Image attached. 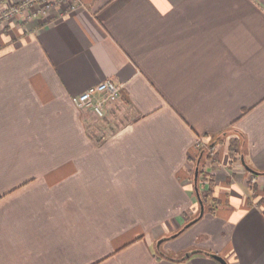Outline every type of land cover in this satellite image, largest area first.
<instances>
[{"label": "crops", "instance_id": "0c3cea01", "mask_svg": "<svg viewBox=\"0 0 264 264\" xmlns=\"http://www.w3.org/2000/svg\"><path fill=\"white\" fill-rule=\"evenodd\" d=\"M64 7L0 25V264H264V0ZM109 79L103 117L76 106ZM230 128L172 260L158 241L202 209L197 140Z\"/></svg>", "mask_w": 264, "mask_h": 264}, {"label": "built area", "instance_id": "2783aa9c", "mask_svg": "<svg viewBox=\"0 0 264 264\" xmlns=\"http://www.w3.org/2000/svg\"><path fill=\"white\" fill-rule=\"evenodd\" d=\"M59 1V0H58ZM63 1V0H60ZM69 1V0H67ZM69 6L74 10L78 5V0H70ZM3 3V5H1ZM27 4H37L39 6L38 12H32L33 16H44L49 9L56 7V0H25L23 4L17 5H6L5 1H0V7L2 12L0 13V25L10 20L19 12L24 13L28 8ZM45 4V5H44ZM33 18L32 16L29 17ZM124 85L117 83L111 79L106 80L97 85L91 86L89 89L74 97V103L78 108L81 109H91L97 115L103 117L105 115L106 106L111 101H116L121 97ZM205 142L203 139L199 138L196 143V150L199 147H203ZM206 146V145H205ZM200 150V149H199Z\"/></svg>", "mask_w": 264, "mask_h": 264}, {"label": "rangeland", "instance_id": "374dc122", "mask_svg": "<svg viewBox=\"0 0 264 264\" xmlns=\"http://www.w3.org/2000/svg\"><path fill=\"white\" fill-rule=\"evenodd\" d=\"M0 1H2V0H0ZM5 1V4L6 5H17V4H23V2L25 1V0H4ZM57 1V5H56V7H53V8H51V9H49L48 10V12L47 13H45L44 14V16H33L32 15V12L34 13V12H38L37 10H38V8H39V6L37 5V4H32L33 6H31V4H27V8H28V10H26L24 13H21V12H19L18 14H16L14 17H12L10 20H7L6 21V23H9V21H12V20H15L16 18L17 19H22V18H24V19H26V21H32L31 19H40V21H42V23H44V22H46V21H48L49 19H50V17H51V15H52V13L53 12H55V11H57L58 9L60 10V9H64L65 7L64 6H67V5H69V3H71V1L69 0V1H67V0H63V1H58V0H56ZM1 5H3V3L1 4ZM45 5V4H44ZM2 12V9H1V7H0V13ZM30 16H32L33 18H29ZM5 23V22H4ZM99 123H100V121H99ZM203 150V151H207L208 149H209V147L206 145H204L203 147H199V148H197V152H196V154H198L199 152H200V150ZM208 152V151H207ZM206 163V162H205ZM202 164V163H201ZM203 165H204V163H203ZM201 166V165H200ZM204 167V166H203ZM200 187V186H199ZM196 225V224H195ZM191 226L190 228H188L187 230H185L184 232H182L181 234H179L177 237H175V238H171L170 240H168L167 242H166V245L168 244V243H171V245H172V248H175V247H179V245L181 244V242H184L183 240L184 239H188L189 237H191L190 239H192V237L194 236V235H196L198 232H200L199 231V229H200V227H202V224H198L197 226ZM172 236V235H171ZM161 240V239H160ZM163 244H161V246H162ZM203 245V244H202ZM157 249H158V251H160L161 250V248H163V246L160 248V247H158L159 245H158V243H157ZM158 253V252H157ZM167 253H171V252H167ZM190 252H186L185 253V256L186 255H188ZM178 254V255H177ZM177 254H175V255H177V256H181V257H184V252L182 253H177ZM187 257V256H186Z\"/></svg>", "mask_w": 264, "mask_h": 264}, {"label": "trees", "instance_id": "16d2710c", "mask_svg": "<svg viewBox=\"0 0 264 264\" xmlns=\"http://www.w3.org/2000/svg\"><path fill=\"white\" fill-rule=\"evenodd\" d=\"M232 132H236L235 130H233V129H228V130H226L225 132H223V133H221V134H219L218 136H216L215 137V139H212L211 140V142H210V144H209V148H212L211 147V145L215 142V144H217L219 141H221L225 136H227L228 134H230V133H232ZM241 138H237L236 140H235V142H234V144H233V148L231 149V152H232V154L235 156V155H237V153L238 154H240V156L242 155V143H243V139L242 140H240ZM241 141V142H240ZM204 150V149H203ZM203 150H200V152L196 155V162H197V160H198V158H199V156H200V154H201V152L203 151ZM205 157H208V153H207V151H204V155H203V157H202V164H201V166H200V175H199V183H200V181L204 178L203 176V171H202V169H203V163H204V160H205ZM254 173H256V172H254ZM199 185V184H198ZM199 192H200V201L204 204V205H206V200H208V198L209 197H211L212 195H213V184H212V182H211V184H210V187H209V189H208V191L206 192V193H202L201 191H200V188H199ZM160 253H162L163 255H165V256H167L166 255V253L165 252H163L162 250H160L159 251ZM168 258H171L172 260H174V258L173 257H169V256H167Z\"/></svg>", "mask_w": 264, "mask_h": 264}, {"label": "water", "instance_id": "95a60500", "mask_svg": "<svg viewBox=\"0 0 264 264\" xmlns=\"http://www.w3.org/2000/svg\"><path fill=\"white\" fill-rule=\"evenodd\" d=\"M204 155V151L201 152L198 160H197V166H196V169H195V177H194V182H195V187H196V191H197V195L198 197L200 198V192H199V185H198V182H199V174H200V165H201V162H202V157ZM246 165V164H245ZM246 168L251 171V172H254V170H252L249 166L246 165ZM201 213L198 217L194 218L193 220H191L190 222H188L184 227L183 229H181L179 232H177L176 234L172 235L171 237H167V238H164V239H161L158 241V247L161 246V244H163L166 240H168L169 238H175L177 237L180 233H182L184 230H186L187 228H189L191 225H193L194 223H196L205 213V207H204V204L201 202ZM187 257L191 256L190 254L186 255ZM212 257L215 258L217 261H219L221 264H228L227 261L217 255V254H212Z\"/></svg>", "mask_w": 264, "mask_h": 264}]
</instances>
